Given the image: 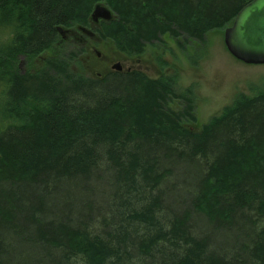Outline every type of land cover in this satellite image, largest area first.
I'll return each instance as SVG.
<instances>
[{
    "label": "trees",
    "instance_id": "obj_1",
    "mask_svg": "<svg viewBox=\"0 0 264 264\" xmlns=\"http://www.w3.org/2000/svg\"><path fill=\"white\" fill-rule=\"evenodd\" d=\"M250 1L0 0V264H264V87L199 125L175 75H89L57 31L104 4L137 57Z\"/></svg>",
    "mask_w": 264,
    "mask_h": 264
},
{
    "label": "rangeland",
    "instance_id": "obj_2",
    "mask_svg": "<svg viewBox=\"0 0 264 264\" xmlns=\"http://www.w3.org/2000/svg\"><path fill=\"white\" fill-rule=\"evenodd\" d=\"M224 29L210 31L202 43L189 42L183 47L165 37L163 43L149 45L142 55L125 59V62L122 55L117 56L114 45L106 55L117 56L124 64L137 65L148 76L175 75L178 88L192 89L196 117L201 125L229 105L238 94H250L254 88L264 87V64H245L234 58L224 44ZM95 48L106 52L101 43ZM95 59L94 53L85 52L81 70L93 76L101 72L93 63ZM178 175L174 181L176 189L186 194L188 185ZM199 220L203 230L206 228L203 227L204 219ZM220 237L219 241L225 236Z\"/></svg>",
    "mask_w": 264,
    "mask_h": 264
},
{
    "label": "water",
    "instance_id": "obj_3",
    "mask_svg": "<svg viewBox=\"0 0 264 264\" xmlns=\"http://www.w3.org/2000/svg\"><path fill=\"white\" fill-rule=\"evenodd\" d=\"M92 21H109L111 10L96 4L90 14ZM80 30L84 28H79ZM61 39H66L70 29L57 27ZM223 40L228 52L245 64H264V0H251L235 15L231 25L224 29ZM119 65H115L118 68Z\"/></svg>",
    "mask_w": 264,
    "mask_h": 264
},
{
    "label": "flooded vegetation",
    "instance_id": "obj_4",
    "mask_svg": "<svg viewBox=\"0 0 264 264\" xmlns=\"http://www.w3.org/2000/svg\"><path fill=\"white\" fill-rule=\"evenodd\" d=\"M107 21L98 20V21H90L91 27H86V29H77L75 27H71L68 34H66L67 38L63 41L65 42H74L76 44H79L81 46H84L86 48V52H92L96 56V59L93 60V63L100 69L101 72H98L96 75L99 77H102L110 72H124V71H130L137 69L139 71L143 70L138 67L137 65H134L132 63L130 64H124L123 61L125 59H129L130 56L126 54H122L120 52L116 53L118 55H122L124 57L123 61L122 59L118 58L117 56L113 55H106L107 51H109V48L111 46L113 47V44L111 41H108L107 39L101 38V36L98 34L96 29H100L101 25ZM79 30V31H78ZM103 46V48L106 50V52L98 51L95 47L96 45L100 44ZM104 44V45H103ZM115 48V47H114ZM125 62V61H124ZM115 65H119L118 68H115ZM145 73V72H144ZM146 74V73H145Z\"/></svg>",
    "mask_w": 264,
    "mask_h": 264
}]
</instances>
